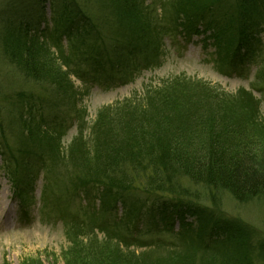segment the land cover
Masks as SVG:
<instances>
[{"label":"trees","instance_id":"obj_1","mask_svg":"<svg viewBox=\"0 0 264 264\" xmlns=\"http://www.w3.org/2000/svg\"><path fill=\"white\" fill-rule=\"evenodd\" d=\"M95 1L101 18L78 0H60L49 30L34 31L30 22L18 21L3 35L8 58L28 79L52 85L61 100L76 94L70 75L82 77L83 62L92 70L122 73L137 55L157 59L169 34L186 39L205 34L222 67L232 68L260 52L264 0H161L160 14L147 0ZM106 15L115 25L113 38L102 32ZM238 93H223L201 79L178 78L100 109L90 136L83 139L80 130L81 138L72 143L85 142L76 145V156L69 154L68 161L80 168L72 187L98 189L102 207L111 210L121 203L122 215L114 224L91 221L81 227V237L102 227L101 239L71 240L62 257L51 255L47 263L30 257L21 264H257L254 254L264 262V249L256 251L246 226L217 210L222 192L239 203L264 197V118L259 105L242 101ZM45 102L43 96L19 93L14 117L24 141L15 148L0 141L16 185L29 183L25 178L44 156L64 158V129L52 121L48 126ZM198 186L206 189L212 205L203 201ZM149 203L148 216L160 218L151 230L171 231L179 221V242L140 252L124 248L122 241L130 246L125 238H140L122 229V222L142 234L135 221ZM75 225L72 221L66 232H76Z\"/></svg>","mask_w":264,"mask_h":264},{"label":"rangeland","instance_id":"obj_2","mask_svg":"<svg viewBox=\"0 0 264 264\" xmlns=\"http://www.w3.org/2000/svg\"><path fill=\"white\" fill-rule=\"evenodd\" d=\"M58 2L60 0H0V124L4 132L3 135L0 128V141L4 140L15 148L24 139L20 138L14 117L18 94L23 92L45 98L47 103L42 109L44 119L48 126L54 125L50 123L52 121L64 129L60 144L61 154L65 153L64 158L60 155L55 161L44 156L37 163L34 173L25 178L29 183L22 185L11 181L8 166L3 165L4 157L0 156V264H5V260L11 264H21L30 257H41L47 263L51 255L62 257L61 253L69 247L71 240H89L95 236L101 239L105 234L102 227L94 228L95 233L90 237H81V227L89 226L91 221L95 226L118 222L123 210L121 203L116 204L115 209L107 210L102 207L98 189L77 190L72 187V178L80 174V168L68 161L71 160L69 154L76 156L74 152L79 149L76 145L84 141H79L75 146L72 143L76 138H81L80 130H83V139L90 136L100 109L141 96L150 87L158 86L165 80L194 78L204 80L223 93L235 95L239 92L237 95L242 101L251 100L252 104L259 105V115L264 118V31L260 35L262 43L256 58L232 68L217 64L214 47L206 40L205 34L194 35L190 39L182 34H169L162 40L163 50L157 59L147 62L142 56H137L131 66L124 68L123 73L109 68L92 70L83 62L82 77L71 75L76 94L61 100L62 97L55 93L52 85L28 79L20 71L4 51L3 41L9 24L18 21L30 22V28L34 31L39 30L38 27L41 30L52 28L51 18L53 12L59 10ZM147 2L152 4L153 9L158 7L159 14L162 13L161 0ZM78 3L101 18L102 11L95 0H78ZM114 27L106 15L102 32L108 38H113ZM4 154L8 156L6 151ZM185 184L190 185L188 181ZM47 189L49 193L46 194ZM197 190H202L199 194L205 203L213 204L206 189L198 186ZM219 195L217 210L230 220H239L245 225L256 251L263 250L264 197L239 203L227 192ZM147 206V212L135 221V226L144 230L142 234L138 233L136 227L130 228L131 223L126 220L122 222V229L128 228L140 238L136 241L125 238L130 246L122 241L123 247L140 252L167 247L172 241L179 242V221L171 231L155 232L150 224L160 218L155 216L154 220L151 219L148 216L150 203ZM189 220L196 223L195 217L189 216ZM72 221L77 224L76 232L70 230L68 234L66 231ZM254 257L257 264H264L261 254H254ZM60 264H64V261L61 260Z\"/></svg>","mask_w":264,"mask_h":264}]
</instances>
